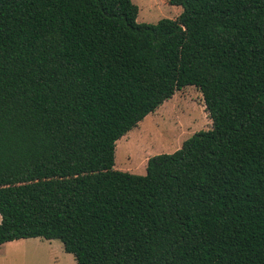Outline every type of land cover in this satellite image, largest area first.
Returning a JSON list of instances; mask_svg holds the SVG:
<instances>
[{
    "label": "trees",
    "instance_id": "16d2710c",
    "mask_svg": "<svg viewBox=\"0 0 264 264\" xmlns=\"http://www.w3.org/2000/svg\"><path fill=\"white\" fill-rule=\"evenodd\" d=\"M0 0V246L59 240L77 264H264V0ZM212 128L146 175L117 142L176 92Z\"/></svg>",
    "mask_w": 264,
    "mask_h": 264
},
{
    "label": "rangeland",
    "instance_id": "374dc122",
    "mask_svg": "<svg viewBox=\"0 0 264 264\" xmlns=\"http://www.w3.org/2000/svg\"><path fill=\"white\" fill-rule=\"evenodd\" d=\"M138 8L139 24H157L162 19H177L183 8L167 0H131ZM212 128L204 98L199 89L186 87L116 144L115 170L146 175L149 158L173 154L198 132ZM1 222V216H0ZM0 264H77L59 240H18L0 246Z\"/></svg>",
    "mask_w": 264,
    "mask_h": 264
},
{
    "label": "crops",
    "instance_id": "0c3cea01",
    "mask_svg": "<svg viewBox=\"0 0 264 264\" xmlns=\"http://www.w3.org/2000/svg\"><path fill=\"white\" fill-rule=\"evenodd\" d=\"M145 166V169H146V167H147V164L146 165H144Z\"/></svg>",
    "mask_w": 264,
    "mask_h": 264
}]
</instances>
